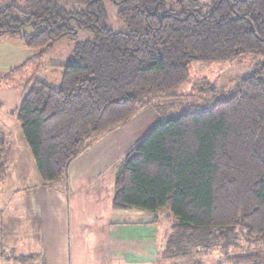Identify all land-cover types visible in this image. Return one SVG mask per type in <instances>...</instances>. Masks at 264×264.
<instances>
[{
    "label": "trees",
    "instance_id": "16d2710c",
    "mask_svg": "<svg viewBox=\"0 0 264 264\" xmlns=\"http://www.w3.org/2000/svg\"><path fill=\"white\" fill-rule=\"evenodd\" d=\"M16 1L0 2V37L47 49L78 28L93 36L58 65V87L33 79L15 110L46 184L158 94L172 93L190 63L264 56V0H110L125 31L106 25L103 0H74L72 10L57 0H23L25 8ZM7 150L0 139V179ZM114 184L115 209L177 218L163 258L238 246L239 233L264 242V60L207 105L156 122L125 152ZM227 262L262 264L256 253Z\"/></svg>",
    "mask_w": 264,
    "mask_h": 264
},
{
    "label": "crops",
    "instance_id": "0c3cea01",
    "mask_svg": "<svg viewBox=\"0 0 264 264\" xmlns=\"http://www.w3.org/2000/svg\"><path fill=\"white\" fill-rule=\"evenodd\" d=\"M7 36L16 35L1 37ZM137 115L78 154L65 176L52 184L44 183L37 171L32 185L25 179L26 185L19 186L18 179L24 180L21 174L13 173L10 178L9 166L20 153L0 133V139L8 146L5 173L0 179V243L5 240L9 244L2 249L10 248V253H0V262L215 264L198 256L201 253L163 258L162 249L173 225L167 222L168 216L160 217L159 211L112 206L115 175L125 152L156 123L144 120L145 123L136 124L132 119ZM20 193L24 208L17 205ZM24 216L31 224L20 220ZM3 221L8 223L10 237L8 233L3 235Z\"/></svg>",
    "mask_w": 264,
    "mask_h": 264
},
{
    "label": "rangeland",
    "instance_id": "374dc122",
    "mask_svg": "<svg viewBox=\"0 0 264 264\" xmlns=\"http://www.w3.org/2000/svg\"><path fill=\"white\" fill-rule=\"evenodd\" d=\"M198 2L205 4L208 3V0H198ZM57 3L67 10L77 8L74 0H57ZM103 4L107 12L106 25L115 31H125V24L116 17L117 6L110 0H103ZM16 6L25 8L24 1H16ZM70 24L76 26L73 20ZM24 31L31 32L32 29L26 28ZM92 37V34L86 29L78 28L75 35L64 36L54 41L47 49L28 47L16 36H7L5 39L0 37V133L4 134L5 139L14 146V150L20 153L14 159L12 166H9L10 178L13 173L21 174L24 177L23 181L18 179L19 186L26 185L25 179L29 185H32L34 172L35 176L38 175L30 151L22 137L15 110L19 107L33 79L38 78L55 88L58 87L61 73V68L58 65L65 64L69 60L77 42L92 39ZM263 60L264 56L262 55L243 54L233 60L192 62L188 66V77L173 89L172 93L158 94L149 105L140 109L136 113L138 115L132 120L136 124H143L146 120L157 122L178 113L189 105H207L235 85L238 79L253 72ZM144 113L147 114L143 115ZM26 154L29 155L30 161H27ZM12 181L10 179V182ZM17 205L19 208L25 207L22 193L19 194ZM164 212L166 211H159L160 217L163 218L166 215L168 216L167 222H176L177 218L174 215ZM20 220L24 224L26 222L31 224L26 216ZM4 221L2 222V232L3 235L8 233L7 236H9L10 229L7 227L8 223ZM3 242L0 243V253L3 251L5 254L10 253V248L8 251L7 248L2 249L9 242L6 243L5 240ZM237 242L238 246H216L208 253L198 256L204 259L209 258L215 261V264H219L217 263L219 260L224 261L223 264H232L231 262L226 263L228 258L238 254L256 253L261 263L264 264V242L257 239L248 240L241 233L238 234ZM0 264L8 263L0 262Z\"/></svg>",
    "mask_w": 264,
    "mask_h": 264
}]
</instances>
